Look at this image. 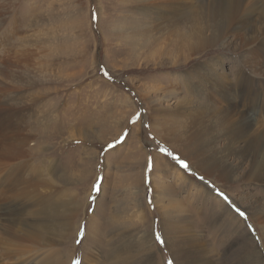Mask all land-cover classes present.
<instances>
[{
    "label": "rangeland",
    "instance_id": "obj_1",
    "mask_svg": "<svg viewBox=\"0 0 264 264\" xmlns=\"http://www.w3.org/2000/svg\"><path fill=\"white\" fill-rule=\"evenodd\" d=\"M175 2L174 13L167 0H0V143L9 146L0 152V264H147L144 234L155 264H200L185 242L168 243L180 239V225L208 247L215 230L221 245L211 264H247L254 252L264 263V218L252 216L264 210V181L246 182L240 171L205 179L165 140L168 111L206 101L195 88L202 66L228 77L242 68L259 81L264 30L248 44L218 32L230 14L263 27L264 0ZM181 12L207 25L162 23ZM257 108L252 119L264 127ZM182 115L170 119L176 128ZM201 183L213 196L197 190ZM47 211L64 213L67 227L51 225Z\"/></svg>",
    "mask_w": 264,
    "mask_h": 264
},
{
    "label": "bare ground",
    "instance_id": "obj_2",
    "mask_svg": "<svg viewBox=\"0 0 264 264\" xmlns=\"http://www.w3.org/2000/svg\"><path fill=\"white\" fill-rule=\"evenodd\" d=\"M175 1L176 0H167L166 6L169 12L174 11L175 13V11L177 10L179 11L180 8L178 9V7L174 5V3L176 4ZM159 11L160 10H158L156 14H158ZM180 14L181 15L177 14V17L174 16L175 19H173L174 21L172 22L166 21L169 20L171 17L170 16L169 19H166L167 17L166 16L165 17L166 20L162 21V23L166 24L172 29L179 28L181 26V23L183 24L182 27H189L192 29H194L198 25H200L199 28L202 26V24L207 25L205 20H202L200 18L196 20L194 16H189L186 17L187 19H185V17L183 16L184 12L183 14L182 12ZM165 15L166 13L164 14V16ZM157 17H160V15L156 16L155 19H159ZM234 21L235 18L233 17V14H230L229 16L224 18V28L221 32L220 31L218 32L219 35L220 34L222 35L223 39H225L228 36V34L235 35V36H240V38L245 41L244 43L248 44L247 40H249L250 38H255V35L260 34V32L264 30V26L259 27V29H254L249 24L247 19H244L237 23H235ZM196 35L198 34L194 33V36ZM201 39H202L201 37L200 39L195 38L193 42H191L192 46L189 47L190 53L199 51L198 48L204 45V42H202ZM252 52L256 54L255 49H252ZM208 65L212 67L210 64ZM218 69L212 67V70H210L209 73L205 75L204 67L202 66V72L200 73L201 79L196 80V86L194 85L196 90L200 91L201 95L206 98L207 102L206 101L203 102L200 101L198 103L196 102L197 104L196 106H194L193 102L189 100L188 105L186 104L185 106L180 105L179 107L177 106V108L168 111L171 114L166 118L167 123L170 125L167 131L169 133V136L171 137L166 136L165 140H168V142H170V144L174 146L173 147L174 149L176 148L175 150L178 151V153L182 157L188 159L191 163H193L195 165V169H197L200 175H202V177L205 179L210 178L214 182H217V181H221V179L226 177H233L234 175H237L236 171H240L239 176L242 179H244L246 182L254 181V180L264 181V141H263L264 127H261L257 124L260 121V117L258 118L255 117V119L253 120L252 119L253 117L251 115L252 112L250 113V111H253L255 110V108H257L258 99H259V103L262 96L264 100V64L259 61L258 66L256 68V71H258L261 75L259 81L249 80L248 75H246L245 71L242 68L233 71L232 77H228L226 73H224V70H222L221 68ZM218 77L224 78L223 81L217 83L215 79H217ZM263 109H264V105L260 107V109L257 108V110H259L258 113L259 114L260 112L262 113V115L260 114L262 124H264ZM160 112L161 111H159V113ZM180 115H182L183 119L176 121L177 124V128H176L170 119L180 117ZM165 116L166 115H164V118ZM234 116L236 117L235 119ZM221 141L224 142L223 147L221 149L216 150L218 144ZM240 141L245 142V144L237 145V143H239ZM8 147L9 146L6 142L3 143L2 146L0 143V152L9 149ZM212 152L216 153L219 156L220 153L222 152L221 156L225 158L229 156H236L240 160L239 165L238 166L234 165L233 161L232 164L227 163V161L219 163L216 160V158L214 159L211 158L213 156ZM129 164L131 165L133 163L130 162ZM238 168L240 170H238ZM178 184H181V182H179ZM201 184L202 185L200 186V188H197V190L204 191L206 194L213 196L211 190H209L203 183ZM169 204L170 203L167 204V207L169 206ZM222 210L227 211V208H224ZM257 210L258 211H256L252 215L253 218L255 220L261 218L263 219L264 210L262 211L261 208H258ZM69 212H70V208H67L65 210V213L68 214ZM168 212L170 211H168L166 208L165 213L167 214ZM46 214L47 216H49V221L51 222V225L55 226L56 223V225L60 228L61 225L63 226V228L67 227L68 222L65 220L64 213L47 211ZM231 219H232V215L228 216V220ZM25 224L28 227H34L35 229L34 228L33 229L36 230L37 233H43V231L46 230L44 227V225L46 224H44V222L43 224L42 222L40 224L32 223V225H30V223L28 224V222ZM51 225L49 226L52 227ZM168 229L171 231L174 230V228L170 225L168 226ZM166 230L167 227H165V231ZM230 230L227 228L226 230L227 233L225 231L226 238H229L231 236L232 232ZM178 232L182 234L181 236H179L180 239H177L175 237L174 238L169 237L168 243L171 244V246L172 244L185 242V244H188L190 246L192 250L191 252L192 256L196 257L197 255V257H199L201 262H197V263L200 264H211L213 260H217L218 251L220 250L221 244L218 242L220 239L218 240V237L215 235V230L211 231L210 229L208 231V235L205 236V238L208 239L210 238L212 242L209 247L207 246L204 238L193 237V231L190 229L187 230L184 227H181L180 225ZM17 233L18 232L14 234L16 235ZM185 233H188V235H186ZM23 236L26 237L24 233ZM23 236L20 235V237ZM17 237H19V234ZM142 242L144 244L143 250L145 251V255H146L145 259L147 264H155V262L150 259V254H151L150 243L152 242V237L149 234H144ZM255 246L257 245L255 244ZM151 256H152L151 258H153V255ZM260 257L261 256L257 255L255 252L249 256L245 255V259L248 261L247 264H264L261 263ZM193 260H195V258ZM189 263L190 262L187 261V263L184 264H189Z\"/></svg>",
    "mask_w": 264,
    "mask_h": 264
},
{
    "label": "snow or ice",
    "instance_id": "obj_3",
    "mask_svg": "<svg viewBox=\"0 0 264 264\" xmlns=\"http://www.w3.org/2000/svg\"><path fill=\"white\" fill-rule=\"evenodd\" d=\"M134 120H135V118H134Z\"/></svg>",
    "mask_w": 264,
    "mask_h": 264
}]
</instances>
